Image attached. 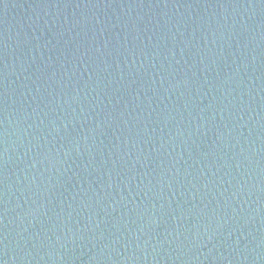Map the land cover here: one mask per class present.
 <instances>
[{
	"label": "water",
	"instance_id": "obj_1",
	"mask_svg": "<svg viewBox=\"0 0 264 264\" xmlns=\"http://www.w3.org/2000/svg\"><path fill=\"white\" fill-rule=\"evenodd\" d=\"M0 264H264V0H0Z\"/></svg>",
	"mask_w": 264,
	"mask_h": 264
}]
</instances>
